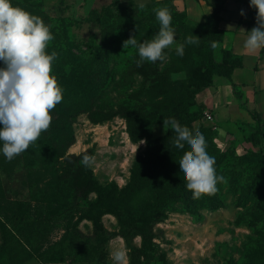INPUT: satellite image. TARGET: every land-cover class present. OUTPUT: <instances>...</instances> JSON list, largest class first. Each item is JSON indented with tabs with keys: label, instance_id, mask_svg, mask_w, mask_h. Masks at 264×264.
<instances>
[{
	"label": "rangeland",
	"instance_id": "obj_1",
	"mask_svg": "<svg viewBox=\"0 0 264 264\" xmlns=\"http://www.w3.org/2000/svg\"><path fill=\"white\" fill-rule=\"evenodd\" d=\"M160 1L164 0H10L13 7L45 19L50 31L55 30L58 35L53 45L62 48L66 53L62 61L68 58V63L74 61L75 56L91 58L96 45L101 43L105 27L111 23L123 27V40L133 35L138 43L151 40L155 35L149 27L152 6ZM171 1L177 10L187 13V29L180 31L172 27L176 43L165 49L166 55L169 54L165 60L167 75L161 76L158 87L144 89L139 82L131 85L121 82L123 93L119 97L127 107L161 108L171 103L185 86L200 79L195 50L201 47L202 37L193 29L204 30L206 23L211 21L215 2ZM141 4L145 7L141 8ZM190 35L198 36L199 44H185L184 55L178 56L177 45ZM138 58V49L130 46L111 66L113 69L127 68ZM111 95L118 96L116 91H111ZM204 118L205 111L202 122L217 130L214 120ZM52 124L28 150L11 162L0 152V246L3 235H7L11 249L10 254L2 252L0 261L2 264H115L111 253L122 251L123 264H130L131 250L120 235L117 217L110 214L103 217L109 235L99 237L94 233L93 223L86 218L93 211L92 205L73 199L72 166L66 157L92 149L95 162L91 168L95 178L103 186L114 183L121 190L129 184L137 158L146 153L147 142L132 143L124 119L116 117L104 124H93L86 114H81L72 126L75 142L66 148V155L62 157L56 143L62 123ZM2 128L0 124V130ZM166 133L163 124L150 128V135L155 139ZM251 133L245 130L237 136L230 133L222 142L218 137L216 143L238 157L252 152L259 155L264 152V145L254 146L248 142ZM61 139L66 142L65 148L68 136L61 134ZM257 179V188L263 191L264 171ZM142 199L143 196L129 209L134 212L140 208L141 214L146 215L144 211L148 205L138 203ZM95 200L96 195H91V203ZM226 204V208L217 212H206L202 221L173 212L156 226L162 233L156 242L171 264H249L245 245L251 230L235 224L240 210L236 207V197L229 196ZM262 229L259 237L264 244ZM132 245L141 248V238H134ZM252 259L254 264H264V246ZM138 264L159 263L151 257H142Z\"/></svg>",
	"mask_w": 264,
	"mask_h": 264
},
{
	"label": "trees",
	"instance_id": "obj_2",
	"mask_svg": "<svg viewBox=\"0 0 264 264\" xmlns=\"http://www.w3.org/2000/svg\"><path fill=\"white\" fill-rule=\"evenodd\" d=\"M163 7L170 10L171 27L180 31L187 29L185 11L177 10L171 0L156 2L152 6L153 9ZM212 9L211 21L206 23L204 30L193 29L202 37L201 47L195 50L200 79L192 85L185 86L171 103L157 109H147L144 106L130 108L119 97L123 93L121 82L130 85L139 82L138 85L144 89L158 87L161 76L167 75L168 64H165V61L155 63L145 61L138 65V58L129 63L127 68L113 69L111 64L130 47L123 48L126 38L123 40L121 25L111 23L109 27H105L101 43L96 45L95 53L91 58L82 59L75 56L74 61L70 63L67 61L68 58L62 61L66 53L62 48L53 45L58 35L55 30L50 31L54 39L48 42L45 53L58 54V58L53 62L51 75L62 89L63 97L62 101L51 110L50 115L54 119L53 126L62 123L56 140L62 157L66 155V148L75 142L72 126L81 114H86L93 124H104L116 117L124 119L127 122V133L131 142L134 144L141 140L147 142L146 153L137 158L131 171V180L121 190L114 183L108 186L101 185L95 178L92 168L85 167L81 163L84 155L94 157L92 149L80 155L73 154L66 157L72 166L73 199L92 205L93 211H90L86 218L93 223L94 233L99 237L109 235L104 227L103 217L107 214L117 217L121 229L120 235L131 250L130 264H138V260L142 257H151L159 264H171L160 244L156 242L162 234L156 226L165 222L173 212L188 214L196 221H202L206 212H217L226 208L229 196L236 197V207L240 209L235 224L245 225L251 230L245 245L247 263L254 264L252 258L264 246L259 237L264 228V190L260 191L257 188V178L260 172L264 171V152L261 151L259 155L252 152L238 157L229 149H221L216 143L218 131L202 122L205 107L197 103V95L211 88L215 77L231 80L234 70L242 65L240 58L222 47L224 34L219 28L221 3L216 1ZM40 18L45 22L43 17ZM149 27L155 34L160 29L154 11ZM213 42L215 47L212 46ZM163 64L165 66H162ZM2 67L4 65L0 61V68ZM117 75L119 79L116 80ZM233 87L235 95L242 100V94L236 85L233 84ZM111 91H116L118 96H112ZM242 105L245 107V104ZM250 114L256 126L247 141L254 146L264 145L259 114L254 111ZM168 118H173L181 126L188 127L193 135L198 129L205 136L207 153L216 161L214 165L216 173L224 177L223 182L217 184L218 190L214 194L205 195L198 200L192 198L179 166L180 159L190 147L185 144L183 149L177 148L174 143L176 134L171 128L161 138L151 137L150 128L155 124H163V120ZM61 134L68 136V144L65 148L63 145L66 142L62 141ZM93 194L96 195V200L91 203L90 197ZM142 196V201L138 203L145 202L148 205V209L144 211L146 215L141 214L143 211L140 208L134 212L129 209L131 206L135 207L134 204ZM136 237L141 238V248L132 245ZM2 240L0 255L2 252L10 254L8 236L3 235Z\"/></svg>",
	"mask_w": 264,
	"mask_h": 264
},
{
	"label": "clouds",
	"instance_id": "obj_3",
	"mask_svg": "<svg viewBox=\"0 0 264 264\" xmlns=\"http://www.w3.org/2000/svg\"><path fill=\"white\" fill-rule=\"evenodd\" d=\"M250 7L257 10L256 27L246 32L243 48L249 54H256L264 50V0H250ZM153 11L160 24L158 33L141 43L137 42L135 35L123 42L124 49L129 46L138 49V65L145 61H165V49L176 43L170 10L163 7ZM240 14L244 16L245 12L241 10ZM53 39L49 27L40 17L13 7L10 0H0V61L4 65L0 68V124L3 125L0 152L9 162L28 150L41 133L49 129L52 122L50 112L63 99L62 89L51 75L58 54L45 53L48 42ZM200 40L198 36H188L184 43L177 45L176 54L182 57L185 44L198 45ZM212 46L215 47L214 42ZM163 125L165 132L169 128L175 132L177 148L183 149L185 144L190 147L180 159L179 166L192 198L198 200L214 194L224 177L216 173V161L207 153L205 136L198 129L193 135L188 127L181 126L173 118L164 119ZM94 162L95 158L89 155H84L81 161L85 167H91ZM111 256L115 264H123L122 251L113 252Z\"/></svg>",
	"mask_w": 264,
	"mask_h": 264
},
{
	"label": "crops",
	"instance_id": "obj_4",
	"mask_svg": "<svg viewBox=\"0 0 264 264\" xmlns=\"http://www.w3.org/2000/svg\"><path fill=\"white\" fill-rule=\"evenodd\" d=\"M216 1L222 5L219 23L224 34L222 47L240 58L242 65L234 70L231 80L215 77L213 86L197 95V103L213 116L219 142L227 139L230 133L237 136L244 130L253 132L256 122L251 111L259 114L264 141V50L249 54L243 48L246 32L256 27L257 10L250 7V0ZM233 84L242 94V100L235 95Z\"/></svg>",
	"mask_w": 264,
	"mask_h": 264
},
{
	"label": "built area",
	"instance_id": "obj_5",
	"mask_svg": "<svg viewBox=\"0 0 264 264\" xmlns=\"http://www.w3.org/2000/svg\"><path fill=\"white\" fill-rule=\"evenodd\" d=\"M204 119L206 121H213L214 120L213 116L208 112H205V118Z\"/></svg>",
	"mask_w": 264,
	"mask_h": 264
}]
</instances>
